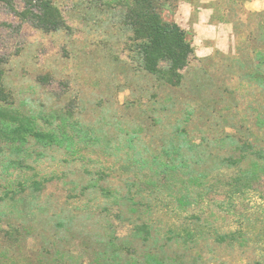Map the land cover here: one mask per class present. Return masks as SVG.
Instances as JSON below:
<instances>
[{
  "label": "rangeland",
  "instance_id": "1",
  "mask_svg": "<svg viewBox=\"0 0 264 264\" xmlns=\"http://www.w3.org/2000/svg\"><path fill=\"white\" fill-rule=\"evenodd\" d=\"M24 1L0 0L9 94L0 109L33 118L44 131L61 116L76 152L33 137L17 151L0 134V264H103L110 238L139 258L150 251L181 264H264L257 241L264 177L230 200L225 183L233 169L223 164L238 155L233 142L264 148V84L256 76L264 0H161L162 18L185 29L194 48L178 85L143 69L124 4L52 0L66 27L44 31L12 10ZM168 147L183 153L176 161L186 166L177 179L155 176L152 185L151 160ZM10 159L25 166L6 173ZM192 175L202 185H190L182 208L175 194ZM33 179L45 182L40 190ZM142 222L152 226L148 241L132 234ZM171 227L195 229L196 239L168 240ZM234 230L239 240H215L216 232Z\"/></svg>",
  "mask_w": 264,
  "mask_h": 264
},
{
  "label": "trees",
  "instance_id": "2",
  "mask_svg": "<svg viewBox=\"0 0 264 264\" xmlns=\"http://www.w3.org/2000/svg\"><path fill=\"white\" fill-rule=\"evenodd\" d=\"M2 1L9 3V0ZM116 1L119 4H124V19L131 26L134 51L143 69L161 82L172 85L180 84L182 80L180 71L189 64L194 56V48L187 31L176 21L162 18L160 9L163 3L161 0ZM24 3L21 10L12 8L22 20L28 21L44 31H56L66 27L63 14L52 0H25ZM256 59L261 68V72H258L256 76L264 84V49L260 48L256 51ZM3 64L4 57L0 53V100L7 101L9 94L3 85ZM57 117L61 121L56 124L51 122L50 128L44 131L36 126L33 118L0 109V134L17 151H20L21 147L28 143L29 137H33L36 142L44 146L55 145L76 152L74 136L66 130L62 117ZM182 131L181 129L180 132ZM181 135L184 134L180 133ZM233 144L238 155L226 156L223 159V164L233 169L225 183L226 196L230 200L248 192L249 189L253 188L254 183L264 177V148H254L253 144L245 146L238 145L236 142ZM164 154V158L155 156L151 160L149 168L154 175L149 182L152 185L155 182V176L158 178L156 180L160 182L161 180L177 179V175L181 171L180 168L186 166L184 163L176 161L178 157L179 160L181 158L180 161H184V155L181 151L168 147ZM9 161L4 168L6 173L12 166L18 165L20 168L25 166L21 160L10 159ZM189 179V186L183 185L184 191L179 188L175 194L177 205L182 208H186L185 206L191 202L192 190L194 191V187L191 188V186L202 185L199 176L192 175ZM44 183L33 179L31 185L34 190H40ZM196 192V196H200V192ZM196 233L195 229L189 227H171L168 229L167 238L178 244H187L196 239ZM132 234L135 238L148 241L153 235L152 226L146 222L134 225ZM240 234V231L235 230L226 233L216 232L215 240L233 242L239 240ZM257 241L261 243L260 246L264 249V231ZM124 246H118L115 240L110 238L107 248L102 250L99 259L104 262L103 264H181L174 262L176 261L175 258L165 257L150 251L144 253L140 258L135 254L126 255L127 253L123 252Z\"/></svg>",
  "mask_w": 264,
  "mask_h": 264
},
{
  "label": "crops",
  "instance_id": "3",
  "mask_svg": "<svg viewBox=\"0 0 264 264\" xmlns=\"http://www.w3.org/2000/svg\"><path fill=\"white\" fill-rule=\"evenodd\" d=\"M185 11L187 12L188 15H190L191 12H192V8L186 7V10ZM198 14H199L200 19L204 18L205 13H203V12L200 11V12H198Z\"/></svg>",
  "mask_w": 264,
  "mask_h": 264
}]
</instances>
